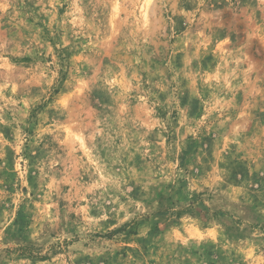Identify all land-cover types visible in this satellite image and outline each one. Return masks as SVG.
<instances>
[{
  "label": "rangeland",
  "instance_id": "374dc122",
  "mask_svg": "<svg viewBox=\"0 0 264 264\" xmlns=\"http://www.w3.org/2000/svg\"><path fill=\"white\" fill-rule=\"evenodd\" d=\"M0 264H264V0H0Z\"/></svg>",
  "mask_w": 264,
  "mask_h": 264
},
{
  "label": "trees",
  "instance_id": "16d2710c",
  "mask_svg": "<svg viewBox=\"0 0 264 264\" xmlns=\"http://www.w3.org/2000/svg\"><path fill=\"white\" fill-rule=\"evenodd\" d=\"M136 225V224H135ZM128 227H131V225L125 226L122 231H126ZM129 234H135V228H132V230L129 232Z\"/></svg>",
  "mask_w": 264,
  "mask_h": 264
}]
</instances>
